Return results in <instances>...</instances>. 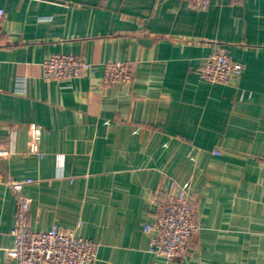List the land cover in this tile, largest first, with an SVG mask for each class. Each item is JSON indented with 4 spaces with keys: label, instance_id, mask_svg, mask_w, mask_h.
<instances>
[{
    "label": "crops",
    "instance_id": "1",
    "mask_svg": "<svg viewBox=\"0 0 264 264\" xmlns=\"http://www.w3.org/2000/svg\"><path fill=\"white\" fill-rule=\"evenodd\" d=\"M0 264H13L16 194L32 179L29 224L98 244L92 264H264V0H0ZM224 48L244 70L211 84L198 69ZM72 53L83 78L46 81L43 62ZM122 61L127 83L104 81ZM42 127L41 154L29 152ZM215 151H219L216 154ZM60 156L63 165H60ZM189 181L199 232L190 253L149 252L157 202Z\"/></svg>",
    "mask_w": 264,
    "mask_h": 264
},
{
    "label": "built area",
    "instance_id": "2",
    "mask_svg": "<svg viewBox=\"0 0 264 264\" xmlns=\"http://www.w3.org/2000/svg\"><path fill=\"white\" fill-rule=\"evenodd\" d=\"M194 8L205 10L213 0H190ZM241 3L247 0H230ZM5 10L0 8V21ZM104 81L127 83L133 78L130 66L122 61L109 60L104 64ZM91 63L72 53H54L43 62V77L46 81H64L87 76ZM244 66L234 61L230 53L221 48L205 57L198 69L201 77L211 84H236L242 76ZM42 127L30 129L29 152L41 154ZM16 131L12 130L7 146H0V161L15 152ZM219 154V151H215ZM60 165L63 157L60 156ZM32 179L8 178L7 184L16 194L17 216L12 230L13 246L7 257L13 264H92L97 259L98 244L79 237L75 230H62L53 225L47 230H35L29 224L31 199L23 193L25 184ZM195 193L189 181H170L167 200L157 202V215L153 224H146L144 231L151 235L149 252L167 261L184 257L190 253V241L199 232Z\"/></svg>",
    "mask_w": 264,
    "mask_h": 264
}]
</instances>
